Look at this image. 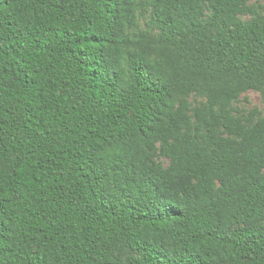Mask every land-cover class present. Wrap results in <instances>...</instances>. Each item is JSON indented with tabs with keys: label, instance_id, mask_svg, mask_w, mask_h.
Here are the masks:
<instances>
[{
	"label": "trees",
	"instance_id": "trees-1",
	"mask_svg": "<svg viewBox=\"0 0 264 264\" xmlns=\"http://www.w3.org/2000/svg\"><path fill=\"white\" fill-rule=\"evenodd\" d=\"M250 1L0 0V264H264Z\"/></svg>",
	"mask_w": 264,
	"mask_h": 264
},
{
	"label": "rangeland",
	"instance_id": "rangeland-1",
	"mask_svg": "<svg viewBox=\"0 0 264 264\" xmlns=\"http://www.w3.org/2000/svg\"><path fill=\"white\" fill-rule=\"evenodd\" d=\"M259 2L260 0H251L250 4H258ZM235 106L241 111H249L256 107L262 110L264 108V98L256 91H248L242 95L239 102L235 103Z\"/></svg>",
	"mask_w": 264,
	"mask_h": 264
}]
</instances>
